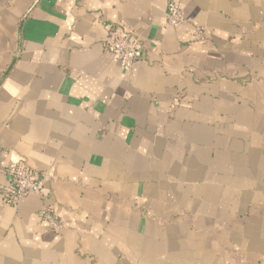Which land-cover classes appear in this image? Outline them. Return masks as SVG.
<instances>
[{"label":"crops","instance_id":"0c3cea01","mask_svg":"<svg viewBox=\"0 0 264 264\" xmlns=\"http://www.w3.org/2000/svg\"><path fill=\"white\" fill-rule=\"evenodd\" d=\"M177 1L0 0V264H264V0Z\"/></svg>","mask_w":264,"mask_h":264},{"label":"built area","instance_id":"2783aa9c","mask_svg":"<svg viewBox=\"0 0 264 264\" xmlns=\"http://www.w3.org/2000/svg\"><path fill=\"white\" fill-rule=\"evenodd\" d=\"M166 21L171 26H177L185 21L182 10L177 0H168L166 6ZM205 28L195 26L193 29L194 39L204 37ZM106 49L117 56L120 69L129 71L133 64L143 58L144 51L139 37L134 35H123L117 28L109 29L105 40ZM9 182L8 197L17 201L28 194H44V178L40 177L37 171L29 167L24 161L6 168ZM39 215L46 222L49 228L59 231L62 227L61 220L52 207L43 205L39 210Z\"/></svg>","mask_w":264,"mask_h":264}]
</instances>
